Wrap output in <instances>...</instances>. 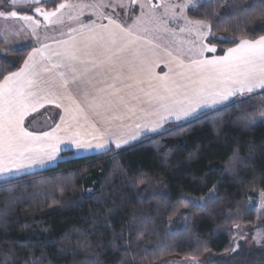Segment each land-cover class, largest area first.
Segmentation results:
<instances>
[{
	"label": "trees",
	"instance_id": "obj_1",
	"mask_svg": "<svg viewBox=\"0 0 264 264\" xmlns=\"http://www.w3.org/2000/svg\"><path fill=\"white\" fill-rule=\"evenodd\" d=\"M35 6L0 12L35 16ZM187 17L211 27L207 45L219 56L264 36V0H209ZM4 49L0 38V80L34 50ZM261 113L264 95H252L124 151L67 152L53 170L0 183V264H162L208 254L209 264H264V249L233 251L236 227L264 232V217L251 207L264 194Z\"/></svg>",
	"mask_w": 264,
	"mask_h": 264
},
{
	"label": "snow or ice",
	"instance_id": "obj_2",
	"mask_svg": "<svg viewBox=\"0 0 264 264\" xmlns=\"http://www.w3.org/2000/svg\"><path fill=\"white\" fill-rule=\"evenodd\" d=\"M16 2L11 0L12 5ZM32 2L36 5L34 13L46 20L56 17L58 22L60 16L57 13L60 10L77 7L60 3L55 11L46 12L39 7L41 0ZM190 4L192 7L197 6L193 0H186L182 7L187 8ZM107 6L103 2L92 5L94 8ZM172 14L175 15V12ZM3 15L15 18L19 14L9 10L7 13L0 12V16ZM22 19L29 22L33 32L36 31L39 20L31 15H24ZM82 27L87 31L81 33V38L77 40L73 37L70 41H64L63 49L57 50L54 57L43 55L42 49H34L22 69L12 71L0 80V172L43 164L45 158L53 159V154L59 151L61 139L55 132L36 134L24 127L25 117L46 103L63 109L65 115L61 121L68 126L65 133L70 134L69 138L77 148L93 147L90 142L78 138L79 132H72L73 126L79 123L74 113L83 111L76 96L83 94L87 98L95 88L87 75L90 69H102L99 74L112 81L107 88L95 89L101 99L105 95L112 98L96 107H113V101L126 105L127 95L139 99L136 92L145 93L148 97L144 101L148 108L145 115H153L157 119L147 121L141 129L143 132H157L161 123L169 119H197L202 110L215 108L234 96L264 90V36L255 40L241 39L236 47L228 48L225 55L210 59L201 56L187 65L178 61L174 76L168 73L158 76L154 71L155 64L149 60V51H142L138 47V42L143 38L134 35L130 28L122 27L111 19L107 25L88 24ZM197 27H205L211 32L208 25ZM203 47L209 53L216 51L215 47ZM172 71L169 68V72ZM146 81L150 88L147 92L143 87ZM125 89L128 93L122 95ZM258 94L264 95V92ZM260 119L264 120V113L260 114ZM246 123L254 126L257 120L254 118ZM59 130L57 126L56 131ZM99 137L101 142L95 147L103 149L105 153L119 150L128 143V139L113 141L111 136L105 138L104 133H99ZM135 138V134L129 137ZM211 198L212 194L209 195ZM192 202L202 206L200 201Z\"/></svg>",
	"mask_w": 264,
	"mask_h": 264
},
{
	"label": "crops",
	"instance_id": "obj_3",
	"mask_svg": "<svg viewBox=\"0 0 264 264\" xmlns=\"http://www.w3.org/2000/svg\"><path fill=\"white\" fill-rule=\"evenodd\" d=\"M22 1L30 2L32 5L34 4L32 0ZM49 1L52 0H46V2ZM46 2L41 0V3ZM137 2L141 6L142 2L144 7L135 9L137 14L134 19L130 17L129 25H125L120 21H114L122 27L130 28L134 35H139L143 38L140 42H138V47L142 51H149V60L155 64L154 71L158 76H163L165 73H168L169 76H174L175 71L178 69V61H182L187 65L194 58H200L201 56L209 59L219 56L217 51L209 53L204 50L203 46L207 45L206 40L210 37V32L205 27H197L198 25L207 24L202 22H193L188 19L187 12L193 7H191V5L187 8L182 7V3L185 4L186 0H137ZM83 3L84 1L74 0L66 4L79 7ZM88 4H90V2ZM177 5H180L181 7H176ZM77 7L60 10V12L57 13V15L60 16V21L58 22L60 28L58 27V24L56 25L57 27H50V29L54 28L52 34H56V36L50 38L49 40H45L34 49H42L43 55H52L54 57L57 50L63 49L64 41H70L73 37L79 40L81 38V33H85L87 29L78 25V22H80L79 19H73V17H78V15L75 16V14H73L74 10L78 9ZM41 9L44 8L41 7ZM173 11L175 12V15L172 14ZM33 14L35 15L34 19L40 21L35 32L37 34L39 33L38 36L47 35V32H43L42 29H47V25L44 24L43 20L37 16L36 13ZM19 16L23 17L22 15ZM97 20L98 19L95 17V19H88L89 22L84 20L83 23L84 25L95 24L99 26L100 24L107 25L109 21V19H103L102 21L99 19L98 21L101 22L97 23ZM188 21L191 23H188ZM25 23L29 24V22L26 21ZM50 29L48 28V30ZM148 41H151V43H148ZM44 45H47L46 49L44 48ZM32 54L33 52L30 55ZM169 68L173 71L169 72ZM100 71L103 70L90 69L87 74L88 78L93 81L95 86L91 94L87 98H85L83 94L76 96L79 107L83 109V111H77L74 113L77 116L79 123L78 125H74L72 128V132H79V139L90 142L93 147L77 148L72 139L69 138L70 134L65 133V129L68 126L66 123H62L61 121V117H64L65 115L63 113V109L57 108L54 104L46 103L39 107L36 111L30 112L25 117L24 127L29 131H34L36 134H40L45 131L55 132L56 136L61 139V142L58 145L59 151L53 154V159L45 158V162L43 164L27 167L25 171H36L35 173H38L53 170L60 163V154H66L67 152L73 153V156L76 158H87L105 153L103 149L95 147V144L101 142L99 133H104L105 138L111 136L113 141H116L117 139H128V143L122 145V148L124 149V147H131L148 137H157V135L162 133L168 125H180V123H188L193 120L191 118L189 120L182 121L169 119L167 122L161 123L157 132L141 131L143 125L147 121L157 119L156 116L145 115L148 108L144 101H146L148 97L145 93L136 92L135 95L139 97V99H134L131 95H127L126 105L118 104L113 101V107H96V105L104 103V100L112 99L106 95L101 99L95 91V89L107 88V85L112 82L109 77L101 76L99 74ZM79 75L80 74L78 72V79ZM112 75L114 76L115 73H112ZM152 83H156V81H153ZM143 87L145 92L150 90L147 81ZM261 92H264V90H257L256 93L252 94L234 96L229 101H226L224 104L217 105L215 108L202 110L198 117L203 113L213 112L214 110L223 108L226 105L236 102L237 100L246 99L252 95H258V93ZM127 93L128 90L125 89L122 95H126ZM30 121L35 124L34 128H28V125H31ZM137 125H140V127L138 128ZM57 126H59V131H56ZM133 134L136 135V138L129 139V137ZM3 174H6V172H0V183L19 179L14 177L4 178V176H1Z\"/></svg>",
	"mask_w": 264,
	"mask_h": 264
},
{
	"label": "rangeland",
	"instance_id": "obj_4",
	"mask_svg": "<svg viewBox=\"0 0 264 264\" xmlns=\"http://www.w3.org/2000/svg\"><path fill=\"white\" fill-rule=\"evenodd\" d=\"M84 1V3L77 7V10H74L73 14L78 15L77 18L73 17L74 20H78V25L82 27L84 25L83 21L95 17L99 20L103 19H111L120 21L125 25H129V19L132 17L134 19L135 15L137 14L136 8L140 9L141 5L138 4L137 0H81ZM209 0H193V2L198 6V4L205 3ZM90 2V4H88ZM103 2L105 5H108L104 8H94L92 5H97ZM41 4V3H40ZM39 4V7H40ZM142 5H144L141 2ZM26 5H32L30 2H25L22 0H17L15 5H12L11 0H8L7 4L5 3V0H0V10L3 8V6L8 7H20V6H26ZM34 5V4H33ZM184 3H182V6ZM191 5V4H190ZM144 7V6H143ZM192 7V6H191ZM142 8V7H141ZM18 8H14L12 11H16ZM19 10V9H18ZM45 11L44 9H42ZM48 12V11H47ZM72 14V15H73ZM68 15V16H72ZM39 16L45 25H47V29L42 28L43 32H47V35H39L36 32H33L32 28L29 26V24H26L25 21H23L22 17L18 15V17H9L7 15L0 16V38L4 43V52L5 53H13L18 50H25L28 48H35L40 43L44 42L45 40H49L50 38H53L56 36V34H52V31H54V28L50 29V27H57L58 21L56 17H52L50 20H46L42 15L37 14ZM66 17V16H65ZM67 19V18H66ZM96 21L97 23L101 21ZM58 27L60 28V25L58 24ZM48 28L50 30H48ZM34 128L35 124L31 123V125H28V128ZM142 141H139L140 143ZM136 143V144H138ZM135 146V145H133ZM132 147V146H131ZM131 147H124V149H128ZM123 148L119 150H115L117 152L124 151ZM107 153V152H106ZM104 154V153H101ZM63 155V154H62ZM62 155L60 154V162L63 161ZM76 158V157H75ZM27 167L17 170L16 168H13L11 172H6V174H3L1 176H4V178L7 177H14L22 179V177L33 175L36 171H25ZM42 173V172H38ZM251 207L258 210L259 216L264 217V194L257 193L254 198H252L251 201ZM235 240H234V249L233 251H240L242 248H245L249 251H253L254 249L262 250L264 249V232L261 230V228L257 227L255 229L251 227H236L235 228ZM214 258L212 254H208L207 256L203 257L202 259H167L166 261H163L162 264H209V262L213 261Z\"/></svg>",
	"mask_w": 264,
	"mask_h": 264
}]
</instances>
